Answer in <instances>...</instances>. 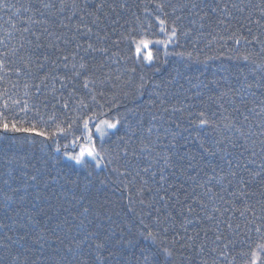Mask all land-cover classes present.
<instances>
[{"label":"snow or ice","instance_id":"snow-or-ice-1","mask_svg":"<svg viewBox=\"0 0 264 264\" xmlns=\"http://www.w3.org/2000/svg\"><path fill=\"white\" fill-rule=\"evenodd\" d=\"M13 8L0 0V10L10 12L7 28L0 26V136L39 144L45 165L68 161L70 172L83 170L100 185L106 179L99 173H107L118 190L128 193L127 210L136 217L138 232L133 236L127 224H117L112 216L120 213L108 206L111 201L89 198L92 180L80 186L79 194L72 192L68 207L59 203L64 193H56V207L66 216L53 228L43 227L27 209L26 223L24 217L7 215L13 201L24 199L20 187L9 186L0 208L25 231L8 235L9 224L0 223L6 230L0 237V264H132L124 251L137 246V237L150 241L155 251L142 249L135 264H235L229 246L242 229L231 216L224 219L229 212H239L243 230L255 231L264 241V0H212L211 6L205 0H29L17 22L11 17L21 8ZM205 22L212 25L208 32L203 31ZM194 30L196 42H206L185 48L181 40ZM171 57L185 64L225 57L243 60L250 68L237 75L238 88L221 90L213 78L192 85L197 98L201 88L217 89L207 101L185 103L193 99L185 96L173 103L160 88L183 75L179 69L160 83L144 71L159 73ZM113 64L118 68L112 69ZM138 68L141 74L134 81ZM129 84L131 92H118ZM146 93L155 111L146 128L142 119L134 127L119 108L129 95ZM4 164L29 167L15 156L5 157ZM31 167V173L22 172L23 184L49 188L59 178L78 187L68 175ZM51 195L38 190L33 199ZM257 195L261 199L253 201ZM29 226L39 227L33 232ZM53 237L58 246L50 248V256L43 255ZM26 240L31 244L14 247ZM238 255L243 264H264V242Z\"/></svg>","mask_w":264,"mask_h":264},{"label":"trees","instance_id":"trees-1","mask_svg":"<svg viewBox=\"0 0 264 264\" xmlns=\"http://www.w3.org/2000/svg\"><path fill=\"white\" fill-rule=\"evenodd\" d=\"M9 3L15 5V8H21V13L17 14L15 17H11L13 22H17L18 20L23 19V12H22V6H27L29 3V0H8ZM130 2H135V0H130ZM205 3L209 4L211 6L212 0H205ZM15 8H13L11 11L15 12ZM10 20V12L9 10H0V26H3L4 28H7V22ZM123 23V21H121ZM187 23V21H185ZM214 23V22H213ZM212 25H209L208 22H205V28L203 31L208 32L211 30ZM3 34V30L0 29V35ZM245 35H247V32H244ZM196 30L193 31V34L191 37L187 39L181 40V43L184 45L185 48L191 49L192 43L196 42ZM204 39H200L198 42H196L197 48H201L205 44ZM122 48H124V45H121ZM256 51H259V45L255 46ZM115 49H113L114 51ZM205 52L208 55H214V51H210L209 49H205ZM231 55V54H226ZM99 59V57H97ZM200 60L203 61L204 57L201 55ZM112 69H117L118 66L113 64L111 65ZM122 67V66H121ZM250 68V65H248L243 60H237L232 59L229 60L225 57H221L220 59L216 60H209L207 62H197V63H189L185 64V62L179 60L176 57L169 58V63L165 64L161 67V71L159 73H153L148 69H144V71L147 72V75L152 77V80L154 83H160L162 80L166 81L170 78V76L175 75V69H179V71L183 74L181 76H178L176 80L170 84L167 89H165L163 86H161L160 91L166 92L167 98L170 99L171 102L175 103L178 100H184L185 96H192V100H185V103H199V100L203 99L207 101V98L209 95H213L217 92V89L212 88L211 91L208 89L201 88L200 91L202 93L201 97L197 98L194 96V93L197 91L196 88H193V84H197L199 82L207 83V81L215 78L220 81L221 90L226 89L228 87L238 88L240 87V84L238 80L236 79L237 75L241 72L247 73L248 69ZM141 74V70L138 68L137 73L134 74L133 80L138 81L139 75ZM199 78L197 80L196 78ZM224 77H227V80L223 79ZM190 78V80L188 79ZM249 79H253L251 75H249ZM13 80H15V77H13ZM181 85L183 86L181 88ZM4 87V85H0V88ZM8 88L11 89V85H7ZM133 89V85L129 84L126 86H121V88L118 90L119 93L123 92H131ZM257 91V96H260V91L253 89ZM151 91V88H150ZM178 95H175L177 94ZM111 93H109V96ZM154 98V97H153ZM245 98L247 99V94L245 93ZM237 100L239 98L237 97ZM149 101V94L146 93L144 96L139 98H134L133 96L129 95L126 99L123 100L122 106L119 108V112L121 115H126V122L131 123L134 127H137V121L141 120L143 121V126L146 128L148 126V122L151 118V112L155 111L154 108H151V106L148 103ZM131 110V111H129ZM251 119V117H250ZM124 129H121V132L119 134H123ZM113 140H115V137H112ZM39 140V138H37ZM63 143V140H61ZM193 151L198 150L197 146L192 145ZM259 151V149H257ZM15 156L18 159V163L27 162L29 164V167L26 169H21L18 167V165H14L13 168H8L4 164L5 157H11ZM26 158V161H21L19 158ZM47 160V156L40 151L39 144L37 145H30L26 142H16L12 143L9 139H4L2 136H0V204H4L3 200V193L8 190L9 186L16 188L20 187V195L24 196L23 201H13L10 205L12 208V211L8 212L7 215L13 216L17 219L20 217H24V220L21 221L22 223H26L27 216L25 213V209H27L28 212H32L36 214V219L40 221V224L43 225L45 228H53L55 224L63 220L66 216V213L62 211V209H59L56 207L57 200L55 198L56 193L61 192L64 193L62 199L59 201V203L64 204L65 207H68V200L71 198L72 192L75 191L77 194H79L80 186H83L84 184H87L89 180H92V184L89 185V191L88 196L90 199L96 200L98 203L103 202L105 199L111 201V204L108 206L113 209L114 212H119L120 215H113L112 218L117 222V224H121L122 226L124 224L128 225V228L131 229V235L135 236L138 232V221L136 217L133 215V213L128 212L127 206V195L128 193L122 192L118 190L117 186L112 183L111 180L107 179V173H99L101 178L106 179V185H100L99 181L96 180L94 177H89L87 173L83 170H76V171H69L70 162L68 161H62L57 167H52V162L48 161L47 165L44 164V161ZM257 163H259V160H257ZM32 165H35L37 168H41L44 170L45 174L47 173L48 169H51V175L56 176L57 173H59V176H65L68 175L71 177V179L76 180L78 182V187L72 188L71 185H67L64 183L63 179H59L57 182H53L50 184L49 188H45L43 184L37 188V186H33L31 184V181H28L27 184H23V179H26L22 176V172H29L31 173L34 169L31 167ZM68 166V167H66ZM14 169V170H13ZM61 169H63L61 171ZM7 179L8 185H5L3 181ZM114 179V176H113ZM61 185H63V189L61 188ZM255 188V186H254ZM25 189H27L25 191ZM40 191V194L42 196L48 195L49 192H51V196L47 200H40V199H33V197L36 195L37 191ZM134 192V189H133ZM255 199H261L259 195H257L255 198H253V201ZM49 204L52 205V207H49ZM237 207H242V201L237 200L236 201ZM136 210L140 211L141 206L136 205ZM227 207V205H226ZM6 213L3 208H0V223H7L9 224L11 231H8V235H22L25 231V229H21L15 225L12 224V221L10 219L5 218ZM228 216L232 217V223L235 225L236 223L241 224L242 231L239 233V235L233 236L232 238L236 240L235 245H230V254L229 258L231 259L232 256L236 257L235 264H243V258L240 257L238 254L241 251H246L249 249V247H255L257 243L264 242L262 241L257 233L255 231L251 232L250 234L246 233V230L244 229V222L240 218L239 212H229L225 213L224 219L227 220ZM250 216V214H249ZM51 218V219H49ZM90 219H92L90 217ZM39 226L36 228H32L29 226V229L31 231H36ZM227 225H221V230H226ZM6 230L0 229V237L4 235ZM58 234L63 235L61 230H57ZM127 232V229H126ZM75 234V233H73ZM212 234L209 233V236ZM250 235V239H249ZM201 236H203V233H201ZM26 244H31L30 241H18L17 245L14 247L23 249V247ZM32 248L36 249L35 254H40V250L36 245H31ZM58 244L55 242V238H50L48 240V243L45 245V249L43 250V255L50 256L51 247H57ZM142 249H147L148 251H155V248L153 245H151L150 241L144 240L142 237H137V246L134 248H130L124 251V255L128 257L130 261H132V264H135L134 257L139 255ZM198 259V258H197Z\"/></svg>","mask_w":264,"mask_h":264}]
</instances>
